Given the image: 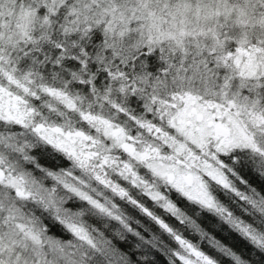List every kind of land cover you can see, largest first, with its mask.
Segmentation results:
<instances>
[{"label":"snow or ice","instance_id":"1","mask_svg":"<svg viewBox=\"0 0 264 264\" xmlns=\"http://www.w3.org/2000/svg\"><path fill=\"white\" fill-rule=\"evenodd\" d=\"M0 264H264V0H0Z\"/></svg>","mask_w":264,"mask_h":264}]
</instances>
